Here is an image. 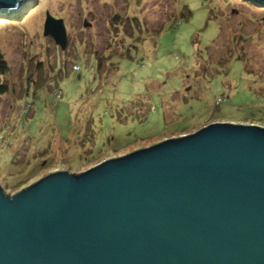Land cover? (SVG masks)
Listing matches in <instances>:
<instances>
[{"label": "rangeland", "instance_id": "obj_1", "mask_svg": "<svg viewBox=\"0 0 264 264\" xmlns=\"http://www.w3.org/2000/svg\"><path fill=\"white\" fill-rule=\"evenodd\" d=\"M47 13L64 21L65 50L44 36ZM2 14L0 184L8 195L216 122L264 127L262 4L24 0Z\"/></svg>", "mask_w": 264, "mask_h": 264}, {"label": "water", "instance_id": "obj_2", "mask_svg": "<svg viewBox=\"0 0 264 264\" xmlns=\"http://www.w3.org/2000/svg\"><path fill=\"white\" fill-rule=\"evenodd\" d=\"M44 36L66 49L62 19L47 13ZM0 264H264V127L216 122L14 195L0 184Z\"/></svg>", "mask_w": 264, "mask_h": 264}, {"label": "trees", "instance_id": "obj_3", "mask_svg": "<svg viewBox=\"0 0 264 264\" xmlns=\"http://www.w3.org/2000/svg\"><path fill=\"white\" fill-rule=\"evenodd\" d=\"M242 1H247V2H250V3H252L253 5H259V3L257 2H253V1H248V0H242ZM0 15H3L2 13H0ZM0 69L4 72V73H6L8 70H7V66L5 65V64H0ZM59 95L61 96L62 95V93L61 92H59ZM59 96V97H60ZM260 122V121H259ZM262 122H264V121H262Z\"/></svg>", "mask_w": 264, "mask_h": 264}, {"label": "built area", "instance_id": "obj_4", "mask_svg": "<svg viewBox=\"0 0 264 264\" xmlns=\"http://www.w3.org/2000/svg\"><path fill=\"white\" fill-rule=\"evenodd\" d=\"M75 69H76V71H79L80 70V66H77Z\"/></svg>", "mask_w": 264, "mask_h": 264}]
</instances>
